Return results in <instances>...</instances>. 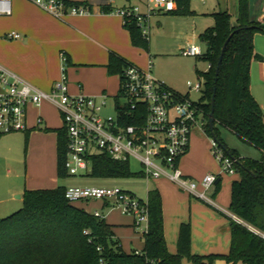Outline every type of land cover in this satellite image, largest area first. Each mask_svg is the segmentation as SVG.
<instances>
[{
	"label": "trees",
	"instance_id": "16d2710c",
	"mask_svg": "<svg viewBox=\"0 0 264 264\" xmlns=\"http://www.w3.org/2000/svg\"><path fill=\"white\" fill-rule=\"evenodd\" d=\"M67 1L69 4H81ZM176 1L178 9L174 15L194 13L191 0ZM213 16L215 25L200 35L207 46L200 58L209 63L208 71L199 72L205 80L200 102L209 121L214 89L217 87L215 131L222 145L228 149L226 154L237 160L236 168L240 175V179L232 184L230 211L245 224L232 220L229 253L194 254L190 224L181 226L178 251L171 253L165 236L162 195L156 187L148 189L150 225L143 236L144 248L140 254L127 252L116 235L115 226L103 214L97 216L71 203L66 198L68 187L59 185L55 188L26 189L24 206L12 215L0 218V264H184L185 259L194 264H214L221 257L235 264H264V109L252 92L253 62H264V56L257 52L255 45L257 33H264V22L252 20L250 0H239L237 18L228 11L216 12ZM125 26L130 30L133 45L149 50L150 40L143 37L137 24L132 22ZM233 33L217 80L223 47ZM130 64V61L112 52L108 71L111 75H120ZM222 127L262 151V157H242L221 137ZM55 131L58 134V175L60 178L71 177L65 168L69 142L67 128L64 126ZM206 131L211 136L209 123ZM92 161L89 173L94 177L145 175L144 170L133 172L131 162L117 161L107 154L95 155Z\"/></svg>",
	"mask_w": 264,
	"mask_h": 264
},
{
	"label": "built area",
	"instance_id": "2783aa9c",
	"mask_svg": "<svg viewBox=\"0 0 264 264\" xmlns=\"http://www.w3.org/2000/svg\"><path fill=\"white\" fill-rule=\"evenodd\" d=\"M52 16L64 20L68 15L86 16L93 10L88 4H69L67 0H29ZM176 0H144L143 6L133 5L113 12L124 24L135 22L145 39H151L153 17L167 10ZM12 0H0V15L12 14ZM9 37L19 38V33ZM185 56H202V48L190 44L182 49ZM62 78L50 92L13 76L0 65V136L12 132L28 131V109L53 103L62 114L68 131V150L65 168L71 176L89 172L92 157L107 154L121 162L136 158L144 168L149 180L168 176L178 187L189 191L197 199L214 204L211 193L218 178L224 174L237 173L236 160L226 154L212 137V152L221 165L219 173H208L201 180L188 177L180 167L181 160L190 150L195 128L206 129L209 123L200 100L183 94L158 79L152 71L153 59L148 68L134 63L122 74L120 91L111 96L72 94L69 87L68 57L63 56ZM14 77V79H12ZM204 78L189 81L192 90L203 93ZM111 98L115 103L113 114L107 112ZM44 118H38V127ZM66 198L71 203L103 201L118 206L125 215L135 218L134 226L143 236L149 230L150 205L145 200L122 188L107 186H69ZM101 216L100 211H96ZM145 228L141 230V226ZM140 254L141 251H136Z\"/></svg>",
	"mask_w": 264,
	"mask_h": 264
},
{
	"label": "crops",
	"instance_id": "0c3cea01",
	"mask_svg": "<svg viewBox=\"0 0 264 264\" xmlns=\"http://www.w3.org/2000/svg\"><path fill=\"white\" fill-rule=\"evenodd\" d=\"M70 1L88 4L93 10L92 14L86 16L68 15L64 20H61L29 0H12V14L0 15V65L13 76L19 77L41 90L50 92L54 84L62 78L65 64L63 56H66L71 62L67 70L72 94L100 95L106 92L111 96H115L120 91L121 78L120 75H111L108 71L110 54L115 52L137 65L141 64V60L135 56L134 48L136 46L132 43L130 30L125 26L123 19L113 11L138 3L143 4L144 0H140L141 2H121L120 4L118 2H91L89 0ZM197 1L205 2L206 0ZM238 5L239 0H235L234 11L229 7L220 11H228L237 18ZM177 9L178 5L175 1L168 5L167 10L159 12V15H174L173 13ZM250 9L253 21L264 22V0H250ZM192 11H194L193 14L186 16L198 15L197 11ZM220 11L208 13L212 17V23L206 27L205 31L215 25L213 14ZM159 26H161V23ZM14 32L19 33L20 37L8 36ZM188 45L190 44L183 46L181 50ZM256 50L259 53L257 45ZM257 69L261 72V78L264 80V62L261 66H257ZM39 117L44 118V124L40 128L38 127ZM28 125L30 129L23 131L26 138L29 136L30 140L35 135L42 138V144L39 146L41 153L35 158V167L39 172L36 177L31 179L33 185L30 188H55L59 185L69 187L65 182L66 180L59 177L57 169L58 134L55 130L64 127L62 114L51 102H44L41 106L32 105L28 109ZM46 129H52V131H46ZM221 137L223 138L222 132ZM210 138L212 136L207 133L206 129L199 127L194 129L190 150L180 163L181 169L188 177L201 180L208 173L219 172L220 166L214 161L213 154H211ZM224 141L231 147L225 139ZM231 148L237 149L235 147ZM53 149L56 150L54 169L52 164ZM241 156L245 157L242 154ZM49 167L50 169H47ZM219 178L220 182L216 184L211 193V197L215 201V205L210 203L213 207L208 203L200 202V199L175 184L158 180L152 182L153 187L158 188L162 195L165 236L171 253H177L178 251L175 242L177 237L178 246L180 223L182 225L190 224L191 226L193 224L194 233L196 230L197 233L205 234V240L211 239V242L206 241L207 244L202 247L198 241L193 242L192 237V243L194 244L192 245V252L194 254L224 255L229 253L232 239V220L244 223L242 219L230 211L232 184L235 180L240 179V175L238 173L235 175L224 174ZM225 178L230 180L223 188L221 184ZM24 192H19L22 193V198ZM172 197L174 199L169 207L168 201ZM10 199L11 197H7L6 201L8 202ZM3 202V200H0V203ZM75 205L90 213L100 211L106 218L104 212L106 209L105 202H103L102 207L95 206L91 210L84 208L80 205V202L75 203ZM18 207L19 205L11 203L9 212L16 211L7 214V216L22 208L17 210ZM222 214H225V216ZM107 221L112 222L108 219ZM111 224L115 226L116 232L118 225ZM132 226H134V223ZM117 236L122 240L119 235ZM141 241L139 244L133 242L132 250L127 249L128 252L142 251L144 238ZM189 261L185 259L184 264H194Z\"/></svg>",
	"mask_w": 264,
	"mask_h": 264
},
{
	"label": "rangeland",
	"instance_id": "374dc122",
	"mask_svg": "<svg viewBox=\"0 0 264 264\" xmlns=\"http://www.w3.org/2000/svg\"><path fill=\"white\" fill-rule=\"evenodd\" d=\"M91 2H141L140 0H89ZM135 5L143 6L138 3ZM230 8L232 11L235 10V0H206L205 2L191 0V9L197 11L196 16H174L171 14L157 13L151 22L152 31L150 39V48L144 49L141 47H135L134 52L137 58H140L141 64L138 66L146 69L149 65V57L153 59V74L160 80L165 81L170 87L176 89L183 94H190V97L199 101L202 97L201 92L192 90L189 86V81L196 82L201 78L199 72H206L209 69V63L200 58V56H185L182 54L181 48L187 44L196 43L203 49V53L206 52L207 46L200 39L201 33H203L208 25L212 23V17L208 13L214 11H220L221 9L226 10ZM161 23V26L159 24ZM256 45L259 53L264 56V33L258 32L256 35ZM263 51V52H262ZM136 64V63H135ZM263 62L261 60H255L252 65V90L264 109V80L261 78V72L257 69V66H261ZM137 65V64H136ZM117 95V94H116ZM114 99L111 98L107 112L113 114ZM55 117H57L55 115ZM223 138L228 142L231 147H235L239 152L250 158L260 159L262 157V151L252 147L251 145L244 143L239 137L231 133L226 128L220 129ZM212 142V138H210ZM42 144V138L38 135L33 136L27 141L26 134L24 132H12L4 134L0 137V218L7 217L11 203L19 205L17 210L24 206V200L19 196L27 188L31 189L33 185L31 179L38 175L35 164L41 149L39 146ZM52 154L53 169L55 168V153ZM213 154V152L211 153ZM215 162L217 159L214 154L212 155ZM218 163V162H217ZM219 164V163H218ZM219 166H221L219 164ZM47 169H50L47 168ZM131 169L133 172L143 171V165L136 159L133 158L131 161ZM220 172V171H219ZM218 172V173H219ZM228 178V177H227ZM227 178L223 180L221 184L223 188L229 181ZM65 179L68 186H107L114 188H122L131 193L136 194L138 197L147 199L148 189L153 187V181L149 180L147 176H132L126 178H99L90 175L89 172H85L78 176H71L62 178ZM158 181H167L171 184H175L170 180L168 176H163ZM176 185V184H175ZM191 194L189 191L184 190ZM232 192V191H231ZM11 197L7 202L6 198ZM174 197L169 198L170 203ZM200 202L208 203L204 200ZM210 204V203H208ZM86 209H93L95 206L102 207L103 201H82L80 202ZM210 206H212L210 204ZM213 207V206H212ZM227 207V206H226ZM227 209V208H226ZM106 218L111 223L117 224L116 228L117 235L122 238L123 248L128 252L127 249L132 250L133 242L138 243L143 240L142 232H139L135 226V218L129 215H125L118 206L110 205L104 210ZM11 215V214H10ZM223 215V214H222ZM225 216V214L223 215ZM185 217V215H183ZM189 217V214H188ZM189 219V218H188ZM178 224V223H177ZM245 224V222H244ZM181 223L178 230V237L181 229ZM193 226V224H192ZM191 226V227H192ZM250 229H255L248 225ZM145 228V225L141 226V230ZM172 237V235H171ZM193 242L196 240L200 246H204L207 242H211V239L205 240V234L197 233L192 227ZM171 239V238H170ZM207 241V242H206ZM142 242V241H141ZM137 244V245H138ZM192 245H194L192 243ZM176 249L177 237L175 242ZM193 247V246H192ZM189 261V259H186ZM190 262V261H189ZM191 263V262H190ZM214 264H235L230 263L226 259L217 258ZM241 264V263H238Z\"/></svg>",
	"mask_w": 264,
	"mask_h": 264
},
{
	"label": "water",
	"instance_id": "95a60500",
	"mask_svg": "<svg viewBox=\"0 0 264 264\" xmlns=\"http://www.w3.org/2000/svg\"><path fill=\"white\" fill-rule=\"evenodd\" d=\"M233 35H234V33L230 36V38H228V40L226 41V43H225V45L223 47V50H222V53H221V56H220L219 67L217 69V80H218V76H219L220 65H221V63H222V61L224 59V55H225L227 46H228L229 42L231 41V38H232ZM216 97H217V87H215V89H214V95H213V99H212V112L210 113V116H209V126H210V129H211V136L216 141H218V143L221 145V147L226 152V151H228V149L226 148V146L222 145V143L220 142V140H219V138H218V136L216 134V131H215V126H216V119H215ZM236 162H237V160H236ZM219 182H220V178H218L216 184H218ZM19 197L22 198L21 195ZM252 230L255 231V229H252Z\"/></svg>",
	"mask_w": 264,
	"mask_h": 264
}]
</instances>
